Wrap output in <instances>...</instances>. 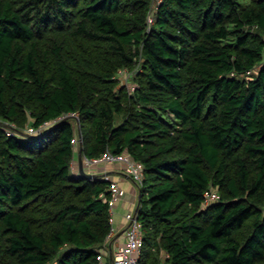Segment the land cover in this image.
Wrapping results in <instances>:
<instances>
[{"label":"trees","instance_id":"obj_1","mask_svg":"<svg viewBox=\"0 0 264 264\" xmlns=\"http://www.w3.org/2000/svg\"><path fill=\"white\" fill-rule=\"evenodd\" d=\"M153 4L0 0V264L100 263L111 179L77 146L143 162L138 264H264V0Z\"/></svg>","mask_w":264,"mask_h":264},{"label":"built area","instance_id":"obj_2","mask_svg":"<svg viewBox=\"0 0 264 264\" xmlns=\"http://www.w3.org/2000/svg\"><path fill=\"white\" fill-rule=\"evenodd\" d=\"M155 1V0H154ZM160 0H156L158 3ZM155 4L152 5L150 14H149V22L153 20V14L155 11ZM132 71L128 70L127 68L120 70L121 80L127 83L132 89H134V85L130 82V78L132 76ZM131 83V84H130ZM74 114V113H71ZM69 114H65L55 118L53 120H46L44 121L39 127L30 126L26 129V131L30 133H42L46 130L49 126H51L55 121L62 119L63 117L68 116ZM14 127V126H12ZM17 130L14 128H10L8 130L9 134H14V131ZM81 137L79 135L76 141H80ZM83 160L85 166H93L99 165L101 163H109V164H123L125 166L126 171L130 174L133 178L134 182L136 183L139 189V195L137 204L134 208L130 209L126 214V222L127 226L124 230V240L114 242L113 237L115 236L117 230L113 226L108 238H107V246L106 251L111 256L110 264H138L139 258L141 256L142 245L144 241V233L142 228L141 220L139 219L138 215V208H139V198H140V188L143 185L145 179V166L142 161L135 159L129 152H120L115 153L111 150H106L103 154L96 157H88L83 155ZM107 179H110L108 175H105ZM110 190L112 192V197L110 199L112 203V208L114 209L117 201L122 199L126 194V189L122 187L117 181L111 180ZM218 193L216 191L206 192V202L214 198H218ZM104 252H101L99 259V264H107V257H105Z\"/></svg>","mask_w":264,"mask_h":264},{"label":"crops","instance_id":"obj_3","mask_svg":"<svg viewBox=\"0 0 264 264\" xmlns=\"http://www.w3.org/2000/svg\"><path fill=\"white\" fill-rule=\"evenodd\" d=\"M75 154V161L73 162V170L79 171V155L80 147H77ZM88 171L96 174L108 175L111 180L117 181L122 187L126 189L125 196L117 201L113 209V226L117 232L113 237L114 242L124 240V230L127 226L125 214L135 207L138 200L139 189L134 182L133 178L126 171L123 164H107L101 163L99 165L86 166Z\"/></svg>","mask_w":264,"mask_h":264},{"label":"water","instance_id":"obj_4","mask_svg":"<svg viewBox=\"0 0 264 264\" xmlns=\"http://www.w3.org/2000/svg\"><path fill=\"white\" fill-rule=\"evenodd\" d=\"M78 123H80V119H78ZM80 137H81V140H82L81 132H80ZM79 153H80V155H79V173L82 176H85V177H89V178L95 177L97 175L96 173L88 171L86 169V166H85L84 160H83V149L82 148H80V152Z\"/></svg>","mask_w":264,"mask_h":264},{"label":"rangeland","instance_id":"obj_5","mask_svg":"<svg viewBox=\"0 0 264 264\" xmlns=\"http://www.w3.org/2000/svg\"><path fill=\"white\" fill-rule=\"evenodd\" d=\"M246 1H248V0H246ZM154 4H155V6L157 5V3H156V0L154 1ZM130 80L132 81V78H130ZM122 81V80H121ZM130 81V82H131ZM131 84V83H130ZM78 142V141H77ZM76 145H78V144H76ZM78 147V146H77ZM76 147V149L78 150V148ZM104 252V251H103ZM104 254H105V257H107V264H110V262H111V256H110V254L109 253H107V252H104Z\"/></svg>","mask_w":264,"mask_h":264}]
</instances>
